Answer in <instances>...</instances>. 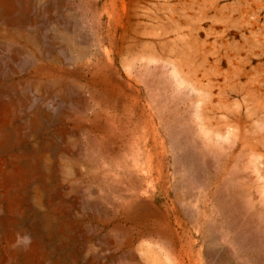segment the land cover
Wrapping results in <instances>:
<instances>
[{
	"label": "rangeland",
	"instance_id": "obj_1",
	"mask_svg": "<svg viewBox=\"0 0 264 264\" xmlns=\"http://www.w3.org/2000/svg\"><path fill=\"white\" fill-rule=\"evenodd\" d=\"M0 264H264V0H0Z\"/></svg>",
	"mask_w": 264,
	"mask_h": 264
}]
</instances>
